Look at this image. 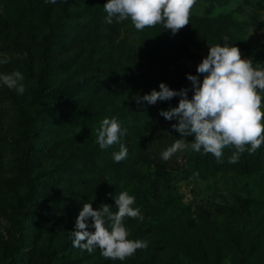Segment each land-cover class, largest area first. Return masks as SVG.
I'll list each match as a JSON object with an SVG mask.
<instances>
[{"label":"rangeland","instance_id":"1","mask_svg":"<svg viewBox=\"0 0 264 264\" xmlns=\"http://www.w3.org/2000/svg\"><path fill=\"white\" fill-rule=\"evenodd\" d=\"M38 1L0 0V60L6 61L0 72L21 71L26 86L18 95L0 85V217L7 221L0 224V264L5 246L13 264H264V164L249 174L223 167L203 176L192 166L190 147L163 160L161 151L179 138L171 128L175 121L164 118L148 128L142 158H134L125 141L128 156L115 162L118 145L102 150L95 142L100 120L130 99L133 71L144 80L186 78L196 74L208 45L223 43L224 35L242 58L253 60L251 53L264 48V0H196L189 24L175 35L161 24L137 31L130 20L106 23V0L51 3L49 23L68 42L52 47L48 98L57 108L41 119L32 143L40 160L32 174L55 181L30 195L14 181L22 152L17 106L35 111L36 78L27 64L39 71L40 43L49 32L35 14ZM10 39L21 41L30 55ZM95 88L98 94L90 91ZM178 99L167 102L175 107ZM152 185L159 189L143 220L124 218L128 238L146 240L147 247L123 261L105 258L99 248L73 247L69 233L82 203L114 206L112 195L127 190L136 196ZM30 196L41 212L26 204Z\"/></svg>","mask_w":264,"mask_h":264},{"label":"clouds","instance_id":"2","mask_svg":"<svg viewBox=\"0 0 264 264\" xmlns=\"http://www.w3.org/2000/svg\"><path fill=\"white\" fill-rule=\"evenodd\" d=\"M46 2L55 3L56 0ZM195 3L196 0H106L104 19L108 24L113 20H130L137 31L161 24L175 35L189 24L190 10ZM229 39L224 35L223 43L208 45L207 54L196 66V74H185L190 81L189 87L174 90L160 82L159 90L153 88L138 96V103L148 105L179 98L175 107L169 105L158 112L165 120L175 121L171 128L179 133V138L161 151V159L168 160L177 151L190 147L194 152L211 153L221 161L224 148L231 146L235 150L228 159L234 163L241 153L255 151L264 144V64L242 58L240 48ZM5 62L0 60V63ZM23 81L24 74L19 70L0 72V85L18 95L25 92ZM95 131V142L100 149L118 145V150L112 152L115 162L127 158L128 147L124 141L127 128L116 116H104ZM187 137L192 139L189 141ZM111 198L114 206L101 204L94 209L92 202L82 203L69 238L73 247L89 252L99 248L105 258L123 261L137 249L147 247L146 240L128 238L130 233L124 218L143 220L144 217L135 206L136 197L127 190ZM113 207L116 208L114 212ZM6 223L0 217V224Z\"/></svg>","mask_w":264,"mask_h":264},{"label":"trees","instance_id":"3","mask_svg":"<svg viewBox=\"0 0 264 264\" xmlns=\"http://www.w3.org/2000/svg\"><path fill=\"white\" fill-rule=\"evenodd\" d=\"M69 4L75 0H68ZM53 5L49 2L39 0L35 8V14L39 20L49 27V32L41 40L40 50L42 57V65L39 71L35 72L31 63L27 64V71L36 78V86L32 92L31 104L35 107L34 112H30L25 105L18 104L17 118L20 126L19 140L22 143V152L16 161V176L14 181L23 187L30 195H35L39 189L49 188L54 183V176L46 178L44 181L39 180L32 174L33 162L40 160V149L32 145L33 141L40 134L42 118L51 115L56 110V105L48 98L49 90V75L51 70V61L53 58V45L57 44L60 47L67 44V40L60 38L55 27L50 25V19L53 13ZM10 43L20 50L30 55L28 49L21 41L10 39ZM254 61L264 60V48L258 49L251 53ZM132 87L130 99L127 100L122 107H118L115 113L121 122L122 126L127 128V134L124 141H127L132 146L133 157L142 158L141 151L143 145L146 143V133L148 128L155 122L163 119L158 114L160 109H167L169 103L167 101H158L155 105H148L146 102H137L138 96L149 92L151 89H158L160 82H165L169 87H177L179 85L190 84L186 78L171 79L162 76L158 79L154 75H149L147 78L141 79L135 75L133 71ZM202 79V76H201ZM93 90V89H92ZM91 92H97V88ZM248 147V146H246ZM235 149L232 148L229 155H223L221 161L211 154H203L201 152H194L191 156L192 166L201 175H208L220 168H227L240 174H249L257 171L264 164V144H262L255 151H245L240 154L239 159L234 162H229V157ZM158 187L150 186L148 189H143L138 192L135 206H138L143 211L151 210L152 198L157 196ZM26 204L32 207L37 212H41L43 206L36 201L31 200V196L26 200ZM11 254L5 246L3 248L2 263L13 264L11 262Z\"/></svg>","mask_w":264,"mask_h":264}]
</instances>
